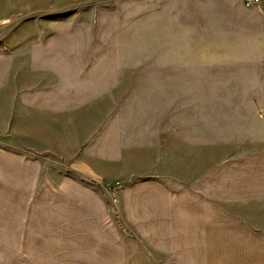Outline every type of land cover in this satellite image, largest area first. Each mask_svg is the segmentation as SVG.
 Returning <instances> with one entry per match:
<instances>
[{
    "label": "rangeland",
    "instance_id": "374dc122",
    "mask_svg": "<svg viewBox=\"0 0 264 264\" xmlns=\"http://www.w3.org/2000/svg\"><path fill=\"white\" fill-rule=\"evenodd\" d=\"M259 1L0 0V147L106 188L264 143Z\"/></svg>",
    "mask_w": 264,
    "mask_h": 264
},
{
    "label": "crops",
    "instance_id": "0c3cea01",
    "mask_svg": "<svg viewBox=\"0 0 264 264\" xmlns=\"http://www.w3.org/2000/svg\"><path fill=\"white\" fill-rule=\"evenodd\" d=\"M89 185L0 147V264H264V143L194 175Z\"/></svg>",
    "mask_w": 264,
    "mask_h": 264
},
{
    "label": "built area",
    "instance_id": "2783aa9c",
    "mask_svg": "<svg viewBox=\"0 0 264 264\" xmlns=\"http://www.w3.org/2000/svg\"><path fill=\"white\" fill-rule=\"evenodd\" d=\"M244 1V4L249 7V8H253V9H256L258 8L259 9V4H260V1L259 0H243ZM112 202L115 203L116 200H115V196L113 195L112 196Z\"/></svg>",
    "mask_w": 264,
    "mask_h": 264
}]
</instances>
